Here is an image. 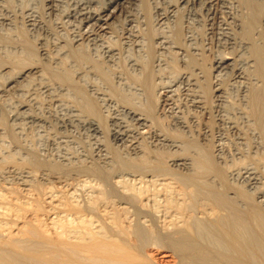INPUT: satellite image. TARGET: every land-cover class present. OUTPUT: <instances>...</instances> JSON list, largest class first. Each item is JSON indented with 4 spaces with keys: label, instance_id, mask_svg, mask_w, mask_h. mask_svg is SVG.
Masks as SVG:
<instances>
[{
    "label": "bare ground",
    "instance_id": "6f19581e",
    "mask_svg": "<svg viewBox=\"0 0 264 264\" xmlns=\"http://www.w3.org/2000/svg\"><path fill=\"white\" fill-rule=\"evenodd\" d=\"M24 1L0 0V144L9 135L3 127V107H9L16 140L26 123L39 131L56 122L71 134L91 136L105 170L76 173L81 199L66 175L42 173L59 186L41 189L33 170L0 169V180L13 177L44 197L22 200L12 184L0 187V264H155L144 239L153 236L156 221L176 264H264V44L257 31L264 12L259 26L252 6L264 0H49L62 35L47 32L52 48L39 37L36 47L26 30L17 34L19 14L30 31L45 29L37 8H22ZM13 95L25 100L12 105ZM165 118L186 139L168 134L160 125ZM107 121L126 152L110 151ZM212 122L220 133L216 156L195 141L208 143ZM228 129L245 154L230 151ZM75 138L50 132L37 142L44 152L59 147V161L71 165L89 159ZM10 148L20 155L19 146ZM231 155L255 162L227 174L218 163L227 164ZM6 159L14 155L2 153L0 162ZM227 175L245 188H227ZM110 183L126 197L112 195ZM195 214L209 221L223 250L197 240Z\"/></svg>",
    "mask_w": 264,
    "mask_h": 264
},
{
    "label": "rangeland",
    "instance_id": "374dc122",
    "mask_svg": "<svg viewBox=\"0 0 264 264\" xmlns=\"http://www.w3.org/2000/svg\"><path fill=\"white\" fill-rule=\"evenodd\" d=\"M146 1V3L148 2V3H152V0H145ZM176 1V0H175ZM20 4V2L19 1H17V5H19ZM23 5V7L22 8H27L29 5H33V6H35L36 8H37V10H38V12H39V14H40V16L42 17V20L44 21V28L46 29H38V30H36V31H30L29 30V28L28 27H26V18H25V16L24 15H22V14H19V16H18V18H17V25H18V31H17V34H20V33H22V32H24L25 30H26V33H27V38L36 46V47H38L39 46V44H38V42H37V39L36 38H40V40H42L43 38V40L47 43V45L49 46V48H52L53 46H52V44H53V41H54V39L51 37V34H54V35H56V36H62L61 35V33H58V27H56L55 26V22H56V16H55V14L56 13H52V14H50V9H49V0H25L24 1V4H22ZM252 6H253V8H254V10H255V12H259L258 14H257V20L259 21L258 22V25L260 26V24H262V15H261V13L262 12H264V2H259V3H257V2H255V3H253L252 4ZM184 12V11H183ZM22 23V24H21ZM24 27H23V26ZM56 27V28H55ZM199 27H201V29H203V30H201L200 28V33H202L203 35H204V32H205V30H204V28H203V26H199ZM259 28H261V29H258L257 31H258V33L260 34V36L258 37V35L259 34H256V36L258 37V38H260V40L262 41V43L264 44V26L263 25H261V27H259ZM57 29V30H56ZM40 30V31H39ZM261 30V31H260ZM263 31V32H262ZM20 32V33H19ZM47 32H49V33H51L50 34V36H49V34L47 33ZM42 38V39H41ZM48 38V39H47ZM35 39H36V41H35ZM42 40V41H43ZM35 42H37V43H35ZM39 48V47H38ZM38 51H37V58L38 59H40L39 58V53H40V49H37ZM231 75V76H230ZM232 78V74L230 73L227 77H226V82H228L230 79ZM1 82H3V81H1ZM0 82V83H1ZM3 83H1V85H2ZM13 97V98H12ZM210 98V97H209ZM11 99V100H10ZM25 100V98H23V97H21V96H15V95H13V96H11L10 98H9V100H10V103L12 104V105H16V104H18V103H20V101L22 100V101H24ZM45 99V98H44ZM212 101H213V96H211V98H210ZM41 100H43V97H41ZM12 101V102H11ZM44 101V100H43ZM158 102H157V99L155 98L154 100H153V108H152V110L150 111V113L151 114H153V115H156V112L158 113ZM3 109H4V119H5V123H4V125H3V127H5L6 129H7V131H8V134L9 135H7V136H5L6 138H4L3 140H2V142H3V144H0V146H2V147H0V155L2 154V153H4V152H7V153H11V154H13L14 155V160H12V159H6V160H3L2 162H0V169H7V168H9V167H12V166H15V167H19V168H23V169H29V170H33L32 171V173L34 172L35 174H32V176L33 177H35L34 178V183L33 184H35L36 183V185H38V184H41V185H39L40 186V188L42 189V188H46V187H50V184L52 185V187H56L57 186V184H56V181L53 179H51V178H45V177H43L42 178V173H48V174H50V175H62L63 177H65L64 175H66V178L67 179H69L71 182H73V184L75 185V188H77L79 191H77V194L80 196V198L81 199H84V197H85V195H84V193L81 191V186L79 185V183H80V181L79 180H77V178H76V173H78V171L79 170H82L83 171V169H85V170H90L92 167H98L99 166V168H101V167H103L102 168V170H105V168H104V165H103V163H102V161L101 160H99L98 159V157L95 155V152H94V145H93V143H94V141H93V138L91 137V136H89V135H86V134H80L79 135V133L77 134V133H72L71 134V132L70 131H68L67 129H65L64 127H60L59 126V124H57L56 122H54L53 123V127H51V130L49 129V128H47V127H40V130L38 131V129H39V127L37 128V127H33V126H31L30 124H28V123H26L23 127V129H22V132H20V133H22L23 134V136H22V134H18V139L16 140L13 136H14V134L12 133V132H14V130H13V127H14V125H13V123H12V121H11V118H10V115H8V112H9V110H10V108L9 107H3ZM33 109H34V107H33ZM36 109V110H35ZM34 109V111H36V113L37 114H39V115H41V116H47L46 114H47V112H45L46 110H44L43 108H40V110L39 109H37V108H35ZM6 112H7V114H6ZM9 119V120H8ZM163 120H164V122H163ZM8 121V122H7ZM10 121V122H9ZM165 121H169V118L168 119H161L160 120V125L162 126V128L165 130V131H167L168 132V134H170L172 137H176V138H178V139H182L183 137H182V135H180V133H177V132H175L174 131V127H168L170 124L169 123H167V122H165ZM167 123V124H166ZM169 124V125H168ZM55 125H56V127H55ZM111 125H110V123L107 121L106 122V124H105V129L106 130H104V131H106L105 132V137H106V142H107V144H108V147H109V149H110V151L112 152H114L115 150H116V148H117V150L119 151V150H121L122 149V147H117V145H116V143L113 141V136H112V126L110 127ZM165 126V127H164ZM167 127V128H166ZM11 128V129H10ZM36 128V129H35ZM170 128V129H169ZM215 128V129H214ZM171 130H173V131H171ZM11 132V133H10ZM47 132V133H46ZM50 132H52V133H54L55 135H57V136H62V135H72V136H75L76 138V141H78V143L81 145V147H82V149L87 153V155H88V157H89V159H87V160H85L84 158V160L82 159V158H80L78 161H76V162H73V163H75L74 165H73V163L70 165V163L68 164V163H64V165H63V163H61L60 161H59V157H58V155H59V150H58V148H56V147H49V149H51V150H49L48 149V151H42V149H40L41 148V146L39 147V143L37 142V139L38 138H47L48 137V135L50 134ZM48 134V135H46V134ZM67 133H69V134H67ZM217 133H218V135H217ZM12 134V135H11ZM41 134V135H40ZM220 133H219V130H218V127H216V123L214 124V122H212V130H211V134H210V136L208 137V143H207V141L206 142H204L200 137H195V141L197 140V142L201 145V146H203V147H205V148H210V151L213 153V155H215V153L217 154V145H218V143H219V137H220V135H219ZM227 137L229 138V140H228V148L230 149V151L232 152V153H234L235 151L234 150H236V148H238L242 153H246V150L247 149H245L246 147L245 146H241V148H240V145H238L237 144V141L235 140V137L233 136V134L232 133H230V130L228 129V131H227ZM230 134V135H229ZM21 135V136H20ZM10 136V137H9ZM88 136V137H87ZM180 136V137H179ZM230 136H233V137H230ZM12 137V138H11ZM89 137H90V139H89ZM218 137V138H217ZM80 138V139H79ZM234 138V139H233ZM10 139V140H9ZM14 139V140H13ZM24 139V140H23ZM79 139V140H78ZM183 139H186V137H184ZM187 139H189V138H187ZM36 140V141H35ZM83 140V141H82ZM201 140V141H200ZM8 141V142H7ZM87 141V142H86ZM1 142V143H2ZM22 142V143H21ZM37 142V143H36ZM84 142V143H83ZM92 142V143H91ZM17 143V144H16ZM37 145H36V144ZM205 143H206V145H205ZM214 143V144H213ZM237 144V146H236V144ZM26 144V145H25ZM84 144V145H83ZM87 144H88V147H87ZM209 144V145H208ZM229 144H230V146H229ZM252 143L250 142L249 143V147H250V145H251ZM15 145H17V146H19V148L21 149V151L19 152V154L21 155V157H19L20 155H16V154H14L13 152H12V149L10 148V146L11 147H15ZM24 145V146H23ZM233 145H234V147H233ZM87 148H86V147ZM116 146V147H115ZM239 146V147H238ZM253 146V145H252ZM251 146V147H252ZM33 147V148H32ZM36 147V148H35ZM88 148H90L89 150H90V152H89V150H88ZM216 148V149H215ZM234 148V149H233ZM35 149H36V151H35ZM56 149L58 150V151H56ZM60 149V148H59ZM69 149L70 150H72V152L75 154V151H77V153H76V156H80V154H81V151L80 150H75L73 147L71 148V147H69ZM214 149V150H213ZM233 149V150H232ZM251 151L250 152H252V149H253V152H254V147H252V149L251 148H249ZM38 150V151H37ZM41 150V151H40ZM75 150V151H74ZM11 151V152H10ZM50 151V152H49ZM123 153L124 152H126V149H124V150H121ZM120 151V152H121ZM234 151V152H233ZM31 152H32V154H31ZM47 152V153H46ZM93 154H92V153ZM251 153V156L252 157H254V153ZM40 153H41V155H40ZM38 154V155H37ZM42 154H44V155H42ZM49 154V155H48ZM52 154V155H51ZM56 154V155H55ZM47 155H48V158H47ZM24 156V157H23ZM30 158H29V157ZM36 156V157H35ZM42 158H41V157ZM50 156V157H49ZM55 156V157H54ZM216 156V155H215ZM250 156V157H251ZM3 157H5V156H3ZM95 157H97V158H95ZM250 157H246V158H244V160H243V157L241 158H239V156H236V155H231V156H229L227 159V164H221V163H218L219 164V166L221 165V167L223 168L224 167V170H226V172H227V174L229 173V171H228V169L231 167V168H238V167H240L242 164H243V162L245 161V162H247V161H249L250 160V162H255V159L254 158H256V157H259V156H255L254 158H250ZM45 158V159H44ZM57 158V159H56ZM216 158V157H215ZM24 159H26V160H24ZM37 159V160H36ZM52 161H51V160ZM246 159V160H245ZM253 161H252V160ZM35 160V161H34ZM243 160V161H242ZM15 161V162H14ZM26 161H28V162H26ZM44 161V162H43ZM48 161V162H47ZM84 161V162H83ZM92 161V162H91ZM98 161V162H97ZM42 162V163H41ZM96 162V163H95ZM244 162V163H245ZM10 163V164H9ZM30 163V164H29ZM38 163V165H36ZM91 163V164H90ZM8 164V165H7ZM43 166H42V165ZM55 164H56V166H55ZM66 164V165H65ZM77 164V165H76ZM87 164H88V166H87ZM91 166H90V165ZM240 164V165H239ZM27 167H26V166ZM33 165V166H32ZM84 165V166H83ZM101 165V166H100ZM224 165V166H223ZM228 165V166H227ZM230 165V166H229ZM59 166V167H58ZM234 166V167H233ZM3 167V168H2ZM39 169H38V168ZM56 167H57V169H56ZM53 168H55V169H53ZM171 168V170L172 171H174V172H176V173H181V174H184L185 172H187L188 173V171H186V170H182V169H180V168H177V167H174V168H172V166L170 167ZM35 170V171H34ZM54 170V171H53ZM62 170V171H61ZM178 170V171H177ZM229 170H231V169H229ZM47 171V172H46ZM65 171V172H64ZM67 171V172H66ZM71 171V172H70ZM37 172V173H36ZM59 173V174H58ZM66 173V174H65ZM68 173V174H67ZM73 173V174H72ZM186 173V174H187ZM37 174V175H36ZM83 174H86V173H83ZM110 174V177L112 176V172L111 173H109ZM36 175V176H35ZM40 175H41V177H40ZM68 175V176H67ZM185 175V174H184ZM231 177V176H230ZM9 179L7 180H0V182L1 181H3V182H1V184H0V187L2 188V187H8L9 186V184L11 185L12 184V186L10 187H8V188H16V189H18L17 191L19 192V195H20V197L23 195V197H21V198H23L22 200H24V199H28V200H31L32 202L33 201H36V200H41L42 198H44L43 197V195L42 194H40L41 193V190L39 191H37V189L36 190H34L33 191V189L32 190H30V192H29V190H27V188H25V187H23V185L21 184V182H19L20 180H18V179H13V177H8ZM232 178V177H231ZM231 178H229V176L227 175V182H228V187L227 188H229L230 190H232V191H234V192H236V191H239V190H242V189H244L245 187V183H243V182H241V180H235V179H231ZM46 179V180H45ZM51 179V180H50ZM234 180H235V182H234ZM17 181V182H16ZM7 182H9V183H7ZM11 182V183H10ZM79 182V183H78ZM234 183V184H232V183ZM238 184H237V183ZM19 184V185H18ZM110 184H112V183H110ZM109 184V187H110V189H111V192H112V195H116V197H117V195H118V197H126V195H123V193H121L120 192V190L118 189V188H116L113 184L112 185H110ZM236 184V185H235ZM240 184H242V185H240ZM43 185V186H42ZM58 186H59V184H58ZM57 186V187H58ZM115 188V189H114ZM27 191H26V190ZM26 191V192H25ZM37 192V193H36ZM29 193V194H28ZM33 194V195H32ZM37 194H39V195H37ZM27 195H29V197L27 196ZM8 198H11L10 196H12V195H9L8 194ZM39 196V197H38ZM82 196V197H81ZM30 198V199H29ZM34 198H37V199H34ZM43 200V199H42ZM30 212V211H29ZM196 215V218L197 217H199V215L198 214H195ZM198 215V216H197ZM194 219V220H199L200 221V219L202 220V221H195L194 222V229H196V230H194V233H195V236H198V237H196L197 238V240L200 242V243H202L205 247H209V248H215V249H218V250H223V249H221V247H220V245H222V246H224L225 247V243H224V241H223V239H221L220 237H217V236H215V234L213 233V231L211 230V228H210V224L209 223H207V222H209L208 220H205V219H202V218H197V219ZM205 220V221H204ZM12 220H10V222H11ZM136 221V222H135ZM13 222V221H12ZM157 222V223H156ZM156 222H153V223H151L152 224V228L153 229H155V230H153V236L152 237H150V236H146L145 238L146 239H144V251L145 252H147L149 255L151 254L152 255V257L154 258V262H155V264H176L178 261H177V257H176V255H174L173 254V252H171L170 251V248H169V246H167V242H165L164 241V237H165V234H164V232L160 229V225H158L159 223H158V221H156ZM198 223V225H197V223ZM156 223V224H155ZM196 223V224H195ZM135 224H137V220H136V218H135V220L133 221V223H132V225L133 226H135ZM197 225V226H196ZM203 226H205V228L203 227ZM200 227H201V229H200ZM14 228H16L15 227V225H14ZM145 228H149V227H145ZM198 228V229H197ZM200 229V230H199ZM209 232H208V231ZM155 231V232H154ZM159 231V232H158ZM197 232H199V233H197ZM156 234V236H155V234ZM210 233H212V235L210 234ZM163 236V237H162ZM208 236V237H207ZM210 236V237H209ZM156 237H158V238H156ZM203 237V238H202ZM214 237H216V238H214ZM150 238V239H149ZM156 238V239H155ZM201 239H202V241H201ZM207 239V240H206ZM148 240V241H147ZM160 240V241H159ZM213 240H214V242H213ZM215 240H219V241H217V243H216V241ZM157 241V242H156ZM206 241H208V243L206 242ZM211 242V243H210ZM223 242V243H222ZM148 244V246H147V244ZM156 243H158V244H156ZM161 244V245H160ZM146 245V246H145ZM151 245H152V247L154 248H152L151 247ZM154 245V246H153ZM211 245V246H210ZM213 245V246H212ZM165 246V247H164ZM219 246V247H218ZM162 247V248H161ZM169 248V249H168ZM223 248V247H222ZM146 249H148V250H146ZM151 249V250H150ZM166 249V250H165ZM170 251V252H168V250ZM152 250H155L154 252L152 251ZM158 250V251H157ZM171 254V256L168 258L167 256H166V254ZM154 254V255H153ZM165 256V257H164ZM174 258H173V257ZM151 257V258H152ZM152 258V259H153ZM170 259V260H169ZM173 259V261H171ZM166 260V261H165ZM179 260V259H178ZM165 261V262H164ZM172 263H171V262ZM174 261H175V263H174ZM158 262H160V263H158ZM162 262V263H161Z\"/></svg>",
    "mask_w": 264,
    "mask_h": 264
}]
</instances>
